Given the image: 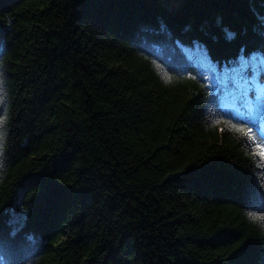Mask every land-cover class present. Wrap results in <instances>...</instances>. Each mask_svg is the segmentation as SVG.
<instances>
[{
    "label": "trees",
    "instance_id": "trees-1",
    "mask_svg": "<svg viewBox=\"0 0 264 264\" xmlns=\"http://www.w3.org/2000/svg\"><path fill=\"white\" fill-rule=\"evenodd\" d=\"M195 44L264 56V0H0V264H264V162L231 124L263 136Z\"/></svg>",
    "mask_w": 264,
    "mask_h": 264
},
{
    "label": "rangeland",
    "instance_id": "rangeland-1",
    "mask_svg": "<svg viewBox=\"0 0 264 264\" xmlns=\"http://www.w3.org/2000/svg\"><path fill=\"white\" fill-rule=\"evenodd\" d=\"M208 84L219 93L221 106L258 125L264 134V56L252 52L230 63L211 61L199 45L183 47ZM251 90L254 93L250 96Z\"/></svg>",
    "mask_w": 264,
    "mask_h": 264
},
{
    "label": "snow or ice",
    "instance_id": "snow-or-ice-1",
    "mask_svg": "<svg viewBox=\"0 0 264 264\" xmlns=\"http://www.w3.org/2000/svg\"><path fill=\"white\" fill-rule=\"evenodd\" d=\"M231 128L240 133L253 146L251 153L253 158L259 157L264 162V137L256 135L253 129L246 125L231 124ZM260 219L264 220V217H260Z\"/></svg>",
    "mask_w": 264,
    "mask_h": 264
}]
</instances>
